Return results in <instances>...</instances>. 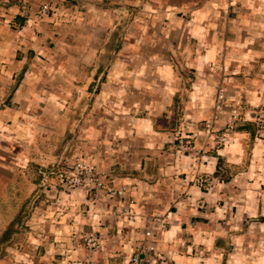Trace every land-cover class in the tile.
Segmentation results:
<instances>
[{"label":"crops","instance_id":"1","mask_svg":"<svg viewBox=\"0 0 264 264\" xmlns=\"http://www.w3.org/2000/svg\"><path fill=\"white\" fill-rule=\"evenodd\" d=\"M70 1L69 8L68 0H0V127L19 117L3 101L5 80L31 71L25 60L32 52L39 59L35 31L46 20L52 33L46 56L57 40V49L75 54L68 72L94 75L85 86L94 94L77 87L75 103L91 109L79 128L75 162L95 168L123 197L69 193L59 216L46 213V228L32 229L22 253L0 264H129L134 255L144 259L149 247L161 258L157 264H264L257 248L264 243V143L248 124L228 136L224 149L209 143L230 112L226 105L213 111L218 90L226 104L264 106V0ZM133 5L138 15L125 16ZM43 6L55 13L36 15ZM111 34L122 39L117 64ZM217 58L227 79L216 82L210 73ZM27 84H15L9 102L29 106L30 95L21 97ZM54 101L66 104L62 95ZM191 142L194 153L183 147ZM11 155L9 166H0L10 170L5 183L17 181L15 168L26 167ZM204 176L213 180L205 190L196 183ZM155 217L168 226L152 225L149 237ZM87 234L98 241L91 252Z\"/></svg>","mask_w":264,"mask_h":264},{"label":"rangeland","instance_id":"2","mask_svg":"<svg viewBox=\"0 0 264 264\" xmlns=\"http://www.w3.org/2000/svg\"><path fill=\"white\" fill-rule=\"evenodd\" d=\"M67 4L70 8L71 1L68 0ZM132 9H134V12L128 11L125 13V16L138 15L139 8L133 5ZM40 10L41 9L36 12V15L40 14ZM115 11L120 12V15L116 13L114 17L121 19L123 10L116 9ZM54 13L55 10L49 11L50 16ZM44 16H46V14ZM19 18L21 17L19 16ZM24 20L23 17V22L21 23L19 21V23H21V25L25 24L23 27H26L28 26V22ZM43 22L44 26H41L40 29L35 31L41 42L39 59L34 56L36 55L35 53L32 52V54H29L25 60V66L31 71L29 73L27 71L22 73L17 70L18 72L9 73L3 88V101H5V105L11 110V113L19 117L17 121L13 122L9 120L7 121V126L0 127L1 129L6 128L0 131V162H6L5 164H0V166H9L7 163H10L11 154H14L17 164H24L26 167H22L23 169L19 167L18 169L15 168V171H17L15 174L17 181L13 183H5V180L10 176V170L5 168L7 171H5V169L3 172L0 171V261L13 257L14 252L21 254L23 251L22 242L26 240L25 236H27L28 233H32V229L34 230V234H36L46 228V222L51 220L50 215L48 216L46 213L53 214V218L59 216L57 215L59 212V204L62 206L64 205V208L68 206V202L65 198L67 195H70L69 193L81 189L86 193H94V191H96L91 190L88 192L84 188L70 191L64 190L61 188L60 182L57 179V173L63 172L64 170L70 177H74L78 174L73 168L77 160L75 159V155L79 152L80 148V139L78 136L79 128L81 122L88 118L87 115L90 113L91 108L90 105L86 106L84 104L75 103L78 97L81 96L80 88L77 87H82L83 84L84 92L87 91V93L94 94L95 92H92L89 88L85 89V86H87L94 75L92 73L68 72L69 69L74 68L76 65L75 54L68 50L60 51L57 49L56 45L58 47L59 44L57 40L54 43L52 42L53 45L50 47L52 50L51 55L46 56V49L48 48L46 45L51 42L50 35L52 33L51 29H47L48 31L46 30V20ZM108 26L111 29L113 27L112 25ZM29 28H31V25H29ZM48 35L49 37H46ZM113 37L116 38L117 41H110L114 46H112L113 48L110 53L111 55L115 53V55H113V60L115 59L113 63L117 64L120 58L116 46H120L119 43L122 42V39L120 36L117 38L114 35L111 39ZM10 58H12V56H8L5 60H10ZM10 61L12 62V60ZM215 63L216 67L214 69L216 72H211L210 74L213 75L216 82L219 77L221 81L227 79V76H225L223 72H219L221 68L219 65V58L216 59ZM15 64L18 65V63ZM64 70L66 72H64ZM23 81H27L28 84L21 94V97L30 95L32 102H30L29 106L16 103L12 104L9 102L13 96L15 84ZM219 94L221 93H219L218 90L217 102L213 111H217V108L226 105L224 108L230 111L229 117L225 123V128L219 130V134L209 135V143L216 149H224L227 146V141H229L228 136L232 134L234 130L246 124L253 125L258 133L259 140L264 143V130L260 129L257 124H255L257 120L252 121L253 119L248 117L246 123L241 121V119L245 118L246 111L254 112V114L257 115L261 113V111H264V106L251 108L252 106L246 107L241 104H236L235 102H228L226 104L224 101H219ZM61 95L63 100L66 101V104L58 105L54 100ZM238 105L242 109V112L241 114L239 112L237 119H235V117L232 116V112ZM5 123L6 122H4V124ZM16 130L20 134H16ZM7 134L13 137H6L5 135ZM221 134H224L226 142L221 140L219 136ZM82 140L90 142L87 137H84V139L82 138ZM93 142H96V139ZM99 142H97L100 144L99 154L103 155L104 153L101 145L103 143ZM183 147L190 153H194L196 150L194 142L183 144ZM246 154L249 155V151H247ZM196 155L198 157L199 153L197 152ZM247 155L244 158V163L250 160ZM67 165L72 169L65 167ZM95 171L101 176L96 169ZM205 178L204 176L203 179ZM207 181L210 183L209 189L212 187L213 180L208 179ZM260 187L261 193H263L264 185ZM200 188L202 189V187ZM61 192L62 195H60ZM63 192H65L66 195H63ZM123 192H125L124 189ZM94 199L96 200V198ZM57 201L59 203H57ZM260 204L261 206L264 205L263 196L260 199ZM152 219H158V217ZM257 248L260 254L264 252V243L261 245L258 244ZM259 262L264 263V258Z\"/></svg>","mask_w":264,"mask_h":264},{"label":"built area","instance_id":"3","mask_svg":"<svg viewBox=\"0 0 264 264\" xmlns=\"http://www.w3.org/2000/svg\"><path fill=\"white\" fill-rule=\"evenodd\" d=\"M50 11V8L48 6H43L41 8V11L39 12L40 14H38V16H43V15H47ZM219 101L221 100L223 102V96L221 94H219ZM239 105L234 108L233 112H232V116L235 117V119H237V116L239 115V112L241 114L242 109L239 107ZM263 112V113H262ZM251 118L253 119L252 121H256L257 122L255 124H257V126L260 129L264 130V111H261V113H258L257 115L254 114V112H248L246 111L245 114V118L241 119L242 122L246 123V119ZM225 128V126L223 127ZM222 128V129H223ZM221 129V130H222ZM221 140H223V142H226V140L224 139L225 136L224 134L219 135ZM67 168L72 169L70 166H65ZM78 174L75 175L74 177H70L67 175V172L64 170L63 172H59L57 173V179L60 182V186L62 189L64 190H74V189H78V188H84L86 189L88 192H90L91 190H98V191H103L105 192L108 196H122V192H115L111 186H109V184L105 181V179L102 176H99L95 169L93 167L90 166H85L84 164H81L80 162H75L74 163V168ZM209 181H207V179H203V178H197L196 179V183L199 187H202L203 189H208V187L210 186V183H208ZM90 194V193H89ZM160 224L159 228L161 229H165L168 225L167 223L163 220H159V219H152L151 222L149 223V230L147 235L150 237L152 234V225L153 224ZM87 246L88 248L91 250L94 248H97V244L91 242L90 237L87 239ZM161 258L158 256V254L156 253V251L153 249H151V252L149 253L148 257L146 259H139L137 256L134 257L132 259V261L130 262V264H157V262L160 260Z\"/></svg>","mask_w":264,"mask_h":264},{"label":"bare ground","instance_id":"4","mask_svg":"<svg viewBox=\"0 0 264 264\" xmlns=\"http://www.w3.org/2000/svg\"><path fill=\"white\" fill-rule=\"evenodd\" d=\"M41 11V10H40ZM95 190V189H94ZM97 191V190H96ZM128 216H129V218H133V214H131V212H129L128 214H127ZM153 226H154V228H158L159 227V224L157 223H155V224H153ZM90 237V240H91V242H93V243H95V244H97L98 245V241H97V239L95 238V236L93 235V234H87L85 237H84V242H85V244H86V247H87V249H88V251L89 252H91V251H93V249H89L88 248V246H87V239ZM95 249V248H94ZM151 249H153V247H149L147 250H148V254L145 256V258L144 259H146L147 257H148V255H149V253L151 252ZM138 257L139 259H141L142 260V258H140L138 255H134V256H132L130 259H129V264H130V262L132 261V259L134 258V257Z\"/></svg>","mask_w":264,"mask_h":264}]
</instances>
